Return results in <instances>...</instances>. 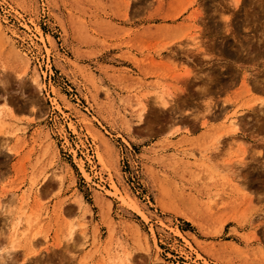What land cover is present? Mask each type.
<instances>
[{
	"label": "rangeland",
	"instance_id": "374dc122",
	"mask_svg": "<svg viewBox=\"0 0 264 264\" xmlns=\"http://www.w3.org/2000/svg\"><path fill=\"white\" fill-rule=\"evenodd\" d=\"M262 100L264 0H0V264H264Z\"/></svg>",
	"mask_w": 264,
	"mask_h": 264
},
{
	"label": "built area",
	"instance_id": "2783aa9c",
	"mask_svg": "<svg viewBox=\"0 0 264 264\" xmlns=\"http://www.w3.org/2000/svg\"><path fill=\"white\" fill-rule=\"evenodd\" d=\"M34 53L37 57V61L42 62V66L39 65L40 74L42 76L44 86L49 88L47 91V95L49 97V111L46 115L48 126L50 127L51 131L54 129V134L61 141V143H64L65 140L70 141V139L74 138V132L60 115V112L52 105V102L50 101L52 98L50 86H52V77L56 72L52 66L51 55L47 53L45 49H43L40 54L37 52ZM58 126H63V130H60ZM87 141L89 142L90 147L87 149L88 154L96 161L97 158L95 156L94 149L91 147V142L89 140ZM124 147L125 149H117L119 155V166L122 170L128 169V172H130L131 176L137 179V185H142V178L140 177L142 176L140 160L136 156L134 149H127L126 145H124ZM69 153L70 152H67V154ZM133 177L131 178L133 179Z\"/></svg>",
	"mask_w": 264,
	"mask_h": 264
},
{
	"label": "bare ground",
	"instance_id": "6f19581e",
	"mask_svg": "<svg viewBox=\"0 0 264 264\" xmlns=\"http://www.w3.org/2000/svg\"><path fill=\"white\" fill-rule=\"evenodd\" d=\"M237 1L238 0H235V6L237 4ZM15 58L18 61L19 68L20 67L23 68L22 72H25L27 66H26V61L24 60V58L22 56H19V55H15ZM253 81H255L254 86L256 87V80L253 79ZM35 83H36V80L33 79L32 80V84H35ZM241 86H243V88H246V86H247L246 73H243L242 76H241ZM205 92H206V90H205V88H203L202 93H205ZM225 101L226 100H224L223 103H225ZM205 110H206V113L208 114V116H210L212 118H217L218 116H223L224 115V113H225V105H221V106L217 105L216 106L215 103H213L212 105L206 104V109ZM238 121L239 120H236V116H231L230 121H229L230 127L228 128V133H230L231 135L238 134L237 133L239 131ZM203 124H204V120L201 122V125H203ZM222 141H223V138L222 139L217 138L215 143L219 144V142H222ZM47 149H49L48 146H47ZM81 203H83V202H82L81 199H79V201H77V204L81 205ZM190 220L192 221L193 219H190ZM20 221H21V217H18L16 223H14L13 225H16L18 227ZM17 227H15V229L13 228V236H15L14 232H16ZM128 258H130V257L127 256L126 260Z\"/></svg>",
	"mask_w": 264,
	"mask_h": 264
},
{
	"label": "clouds",
	"instance_id": "9594fccd",
	"mask_svg": "<svg viewBox=\"0 0 264 264\" xmlns=\"http://www.w3.org/2000/svg\"><path fill=\"white\" fill-rule=\"evenodd\" d=\"M259 199H264V194L259 195ZM16 225H13V228L15 229ZM70 239V237H68ZM15 247V246H14Z\"/></svg>",
	"mask_w": 264,
	"mask_h": 264
},
{
	"label": "snow or ice",
	"instance_id": "6c2138e0",
	"mask_svg": "<svg viewBox=\"0 0 264 264\" xmlns=\"http://www.w3.org/2000/svg\"><path fill=\"white\" fill-rule=\"evenodd\" d=\"M224 20L227 21L228 20V17H224ZM260 103H264V100L260 101Z\"/></svg>",
	"mask_w": 264,
	"mask_h": 264
}]
</instances>
